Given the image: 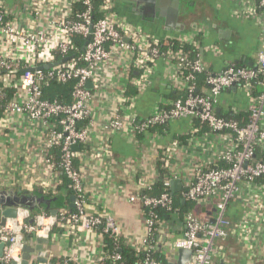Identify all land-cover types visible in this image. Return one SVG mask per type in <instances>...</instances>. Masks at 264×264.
I'll return each instance as SVG.
<instances>
[{
    "label": "built area",
    "instance_id": "obj_1",
    "mask_svg": "<svg viewBox=\"0 0 264 264\" xmlns=\"http://www.w3.org/2000/svg\"><path fill=\"white\" fill-rule=\"evenodd\" d=\"M240 1L246 8L245 15L258 22L263 32L255 65L238 68L228 64L215 73L209 71L202 55L190 61L181 52L161 54L159 41L142 31L132 30L115 12L113 0L104 1L102 10L105 13L97 21L93 0H81L80 11L74 6L77 0H30L27 10L31 11L34 24L39 22L45 10L49 14L45 28L35 29L18 25L15 12L0 0V83L3 90L13 93L3 105L7 96L0 91V134L11 128L16 116L26 117L43 127L45 142L39 160L46 179L39 182L41 193L49 197L59 195L62 182L57 174L60 173L68 179L73 192L71 196L76 198L74 202L70 200V206L60 208L57 216L47 210L18 208L16 218L0 225V244H4L1 264L20 263L28 237L51 240L56 228L64 229L69 235L99 230L109 236L118 251L106 254L104 264H163L152 253L163 254L165 245L168 251L175 253L166 256L168 264L176 262L180 249L192 251L188 264H221L222 261L225 264H253L252 260L258 255L252 252L251 232L258 237L264 235V0ZM179 40L198 44L186 37ZM67 58L69 60L64 61ZM161 59L178 60L175 66L182 86L194 83L200 74L207 72L209 90L195 94V88H190L186 98L175 101L170 108H157L148 117L139 118L135 110L137 97L127 95V89H122L116 98L115 112L104 122L102 130L138 136L159 125L190 120L185 131L188 144L182 145L175 139L158 159L172 174V178L163 179V183L168 190L172 181L179 179L174 162L178 153L186 154L189 176L182 181V198L185 201L214 200V212L207 221L192 213L181 219L169 192L158 196L142 194L140 201L146 209V236L132 246V251L137 257L142 254L144 258L137 263H128L120 253L123 233L119 224L106 213L91 211L77 160L96 127L94 93L111 82L117 63L139 72V78L131 79V83L140 91L155 74ZM50 64L55 66L40 69ZM185 72L190 74L184 77ZM68 83H74L70 102L47 98L46 87ZM230 91L236 95L228 101L226 97ZM237 96L238 100L235 99ZM242 110L247 116L235 119ZM228 112L233 118L226 117ZM74 147L79 150L75 151ZM56 149L59 161L53 157ZM159 177L158 174V180ZM22 189L25 193L34 192L25 183ZM146 189L152 188L147 186ZM239 198L250 200V210L235 225L228 211ZM157 208L167 209L184 223L185 231L181 237L169 242L167 236L163 237L167 224H162V233L156 239ZM235 227L244 235L242 245L245 248L241 257L228 254L221 246ZM238 259L243 262L238 263ZM71 263L73 258H65L60 264Z\"/></svg>",
    "mask_w": 264,
    "mask_h": 264
},
{
    "label": "crops",
    "instance_id": "obj_2",
    "mask_svg": "<svg viewBox=\"0 0 264 264\" xmlns=\"http://www.w3.org/2000/svg\"><path fill=\"white\" fill-rule=\"evenodd\" d=\"M29 1L4 0L17 15L15 19L18 25L45 28L49 21L47 10L34 24L31 11L27 10ZM113 4L117 15L132 30L142 31L155 41L182 37L193 40L194 34L199 35L203 50L201 55L211 72H219L228 64L242 59L251 66L255 65L263 32L258 22L245 15L246 8L240 0H182L178 18L180 26L176 28L167 27L164 17L155 20L146 18L144 2L113 0ZM227 32L229 34L225 36ZM131 71L124 64L117 63L111 82L94 93L93 120L96 127L88 146L81 150L77 164L84 176L91 211L114 217L122 229V246L132 250V246L142 242L146 236V209L140 196L145 193L154 195V185L158 181V159L164 148L175 139L171 138L173 135L146 134L139 138L130 132L108 133L102 130L104 122L115 112L116 98L122 89L128 90L132 85L131 79L136 80L140 76L139 72ZM181 86L175 64L161 59L155 74L141 87L135 110L142 118L148 117L169 100L165 96L176 93ZM234 95L236 93H229L226 99L229 101ZM235 99L238 100L239 96ZM179 122H176L173 132L183 130L178 129ZM187 126H184V132ZM44 142L43 127L26 117L13 118L11 128L0 134V191L13 189L25 193L22 189L25 183L31 188L30 191H34L29 193H41L39 182L46 179L44 166L39 160ZM177 156L175 170L179 173V179L184 181L189 176L186 168L189 159L181 152ZM57 175L63 184L61 174ZM50 181L54 182L53 179ZM147 186L152 189L147 191ZM249 204L250 200L243 198L232 204L231 219L235 225L240 217H245L249 212ZM70 205L71 202H68L65 207ZM164 231L166 234L163 237L167 236V240L173 242L183 235L185 225L172 216ZM104 236L99 230L69 235L64 229L56 228L50 244L45 246L51 256L49 261L60 264L65 258H73L72 264H104L105 255L108 254ZM243 237L235 227L221 246L228 254L241 257L245 248L242 245ZM250 238L254 247L252 252L258 255L257 259L252 260L253 264H264V235L258 237L251 232ZM162 252L165 259L175 254L168 251L166 245ZM237 262L242 263L243 260L238 259Z\"/></svg>",
    "mask_w": 264,
    "mask_h": 264
},
{
    "label": "trees",
    "instance_id": "obj_3",
    "mask_svg": "<svg viewBox=\"0 0 264 264\" xmlns=\"http://www.w3.org/2000/svg\"><path fill=\"white\" fill-rule=\"evenodd\" d=\"M77 1L78 2L74 3V6H75L76 11H80L82 10V8L80 7L81 0H77ZM93 1H94V6H95L94 17H95V21H97L105 13V11L102 10L105 0H93ZM193 38L198 44L183 42L177 38H169V39L166 38L165 40L161 39L159 41L158 49L161 54L181 52V53L186 54V56L188 57L190 61H195L201 56L202 42L200 41V37L197 34H194ZM79 44H81L82 46L81 39H80ZM177 61L178 60H172L171 62L176 65ZM235 65L238 68H244V67L251 68V65L246 63L243 59L236 62ZM189 74L190 72H185L184 77H187ZM207 76H208L207 72L200 74L198 76V79L194 83L184 84L183 86H181L180 90H177L176 93H171L170 95L165 96V97H168L169 100H167L165 104L162 103L163 105H161V107L163 109L170 108L171 104L174 103L175 101L182 99V98H186L190 88H195L194 90L195 94L206 93L209 90V87L206 84ZM73 86H74V83H68L66 85L51 84L50 86L46 87L45 94L47 98L52 99V100L53 99L59 100L60 102H63V103L70 102L72 99ZM0 91H3L7 96L5 100H3L2 102V104L4 105L8 102L9 100L8 98H10L13 95V93L11 92V90H3L1 83H0ZM229 93L232 94L233 91H230ZM127 95L131 97H137L138 99L140 97L139 89H137L133 85H130L127 90ZM136 114L138 115L139 118H142V116L139 115L140 113L137 112V110H136ZM230 115L231 113L228 112L226 117L233 118V116H230ZM243 116L246 117L247 113H245L242 110L238 112V114H236L235 119L242 118ZM189 121L190 120L188 119L180 120L181 123L179 122L180 125L178 126V129L183 128V130H185L184 126L188 125ZM176 122H169L167 124L159 125L149 130L147 133L145 132V133L139 134L138 137L143 138L145 137L146 134H156L159 136H163V135L172 136L173 135L171 138L177 139L178 141H180L182 145L188 144L189 137L187 134H185L183 130L182 131L177 130V132H173V127L176 128V125H175ZM87 123L88 122L86 121L85 124ZM203 128L204 130L207 131L206 127L203 126ZM53 157L56 161H59L58 160L59 158L58 149L54 151ZM157 171L160 176L159 177L160 179L154 185V192H153L154 196L161 195L164 192H169L170 194H172L171 189L167 190L163 183V179H166L168 177L172 178V174L170 173V170L165 166V164L161 160H158ZM61 178L63 180V184H62L63 186L59 187L58 194L63 199V201L62 199H60V201L57 204V208H64L66 206V203L70 202L71 195L73 193L72 190L69 188L68 179L63 174H61ZM173 199H174L173 207L177 209L181 219L184 217V215L188 213H192L195 216L202 219L203 221H207L208 218L214 212V200L201 198L196 201H185L183 200L181 193L174 194ZM202 208H204V210ZM69 209L71 211H74L72 207H70ZM156 213L158 215V219L154 226V234H155L156 239H158L157 238L158 235L162 233V226L166 225L173 215L171 212H169L165 208H157ZM232 213H233V207L231 206L228 211V216L230 218H231ZM104 239H105V251L108 254H112L118 251L117 249H115L113 245V241L109 236L105 235ZM120 253L125 259V261H127L128 263H137L138 261L144 258V255L142 254H140V256L137 257L136 253H134L131 249L124 247L122 245L120 246ZM152 256L157 261L163 264H168L161 252L159 251L153 252Z\"/></svg>",
    "mask_w": 264,
    "mask_h": 264
},
{
    "label": "water",
    "instance_id": "obj_4",
    "mask_svg": "<svg viewBox=\"0 0 264 264\" xmlns=\"http://www.w3.org/2000/svg\"><path fill=\"white\" fill-rule=\"evenodd\" d=\"M182 0H138L139 4L144 2L146 6L143 8L146 18L154 20L158 17L166 18V26L169 28H176L180 26L178 24V18L180 15V6ZM170 4V5H169ZM154 13V14H153ZM93 32V26L91 27V33ZM229 32L225 34L228 36ZM91 36L88 38L86 45L88 44ZM201 51H203L201 49ZM69 58L64 61H68ZM54 64L44 66L40 69H49ZM91 88V85H89ZM233 91H236V87H233ZM75 151L79 150V147H74ZM183 182L180 179L172 181L171 191L172 195L181 193L183 191ZM62 199L59 195L56 197H49L42 193H19L16 190H3L0 191V225L4 226L8 219L16 218L17 209L25 208L31 211L47 210L51 215L57 216L59 209L57 204ZM75 196H71V201H75ZM63 201V199H62ZM72 207L74 205L72 204ZM49 238L40 237H28L26 246L23 250L22 261L20 263L13 264H51L49 259V251L45 246L50 244ZM4 244H0V259L3 257ZM192 256V251L180 249L177 251L176 262H170L169 264H188ZM1 264V262H0ZM221 264H225L222 261Z\"/></svg>",
    "mask_w": 264,
    "mask_h": 264
},
{
    "label": "rangeland",
    "instance_id": "obj_5",
    "mask_svg": "<svg viewBox=\"0 0 264 264\" xmlns=\"http://www.w3.org/2000/svg\"><path fill=\"white\" fill-rule=\"evenodd\" d=\"M185 10H187V6H185ZM244 98H245V96H244Z\"/></svg>",
    "mask_w": 264,
    "mask_h": 264
}]
</instances>
